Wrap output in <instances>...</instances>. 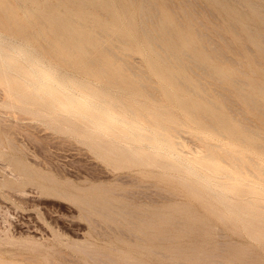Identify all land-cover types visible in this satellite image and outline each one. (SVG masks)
I'll use <instances>...</instances> for the list:
<instances>
[{
    "label": "bare ground",
    "instance_id": "bare-ground-1",
    "mask_svg": "<svg viewBox=\"0 0 264 264\" xmlns=\"http://www.w3.org/2000/svg\"><path fill=\"white\" fill-rule=\"evenodd\" d=\"M135 1L137 21L112 0H0V84L12 97L5 104L64 118L119 162L178 171L223 206V219L264 241V0H234L248 19L223 0H207L211 23L193 0ZM17 125L0 116V166L10 174H0V187L23 194L31 172L13 151ZM56 191L80 206L90 226L141 238L142 247L145 238L166 239L164 225L180 210L136 204L113 188ZM180 220L172 225H189ZM68 243L95 264H145L87 239ZM156 248L178 264L233 261L212 249ZM0 264L19 263L0 254Z\"/></svg>",
    "mask_w": 264,
    "mask_h": 264
},
{
    "label": "rangeland",
    "instance_id": "rangeland-1",
    "mask_svg": "<svg viewBox=\"0 0 264 264\" xmlns=\"http://www.w3.org/2000/svg\"><path fill=\"white\" fill-rule=\"evenodd\" d=\"M202 1L193 0L196 7L200 4L197 8L207 18L206 21L211 23L215 17L209 15L210 3L207 0ZM230 1L223 0L243 18H249L245 7L234 0ZM113 3H116L115 6L121 12L134 15L137 21L135 0L131 3L127 0H115ZM139 56L132 53L135 61H139ZM0 90L3 92H0V116L18 123V127H14V139L18 144L17 151L13 150L15 157L24 163L32 174L31 180L21 185L25 189L23 194L11 190L7 193L9 190L0 187V254L4 257L13 258L19 264H50L51 261L55 264H95L92 259L68 243L70 240L87 239L100 250L113 254H119V251L128 252L145 264H178L160 253L153 252L156 247L164 245H178L183 249L189 248L188 251L191 247L193 250L196 247L216 250L233 259L228 264H264V241L253 238L241 225H234L231 221L223 219V206L201 191L194 181L185 183L178 171L162 165L131 160L119 162L116 157H110L102 150H97L92 137L87 136L79 126L69 125L67 120L61 117L41 116L35 107L13 109L9 104H5V100L12 97L5 93L4 84H0ZM2 132L0 129L1 138L5 141V134ZM0 174L6 178L10 177L7 167L0 166ZM90 188H113L136 204L148 205L151 208L178 205L180 210L173 211V221L164 225L163 235L166 239L145 238L143 242L146 247H142L141 238L130 236L131 239H128L126 234L123 235L124 232L106 226H103V229L93 224L90 226L80 206L56 191L71 195L84 193ZM135 191L136 197L132 196ZM175 219L178 221H174ZM179 219L180 222L186 221L185 223L189 224L182 227L185 231L172 225L179 222ZM103 233L106 236H103ZM221 246H225V250Z\"/></svg>",
    "mask_w": 264,
    "mask_h": 264
}]
</instances>
